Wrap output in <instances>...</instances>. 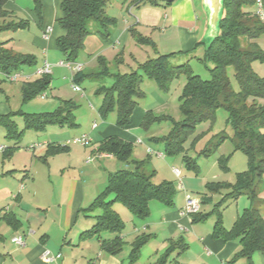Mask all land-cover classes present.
<instances>
[{
    "label": "crops",
    "instance_id": "1",
    "mask_svg": "<svg viewBox=\"0 0 264 264\" xmlns=\"http://www.w3.org/2000/svg\"><path fill=\"white\" fill-rule=\"evenodd\" d=\"M30 1L6 0L4 5L12 16L15 12L21 13L22 18L19 19L26 21L24 27L19 28L22 32L27 30L29 34L24 37V54L35 58L34 65L41 67L45 63L49 64L51 72L52 70L58 74L70 72V80L78 73L76 78H79L80 83L83 81L80 77H84V79L97 80L99 85L103 84L102 80L105 77L88 76L98 72L101 63H105L111 73H122L120 67L117 71H111L110 60H113L117 66L123 63L129 69H133L135 64L141 63L142 57L150 58L157 54L184 51L186 52L182 55L184 60L188 55L191 58L195 56L202 47L204 51L201 40L207 29V16L203 8V0H153L155 4H149L148 0H108L105 12L115 19L114 25L109 30L110 36L108 40H104L96 32L88 35L82 48L84 55L75 62L81 64V69L72 72L68 67L60 64L64 62V56L56 45V38L64 33L57 22L62 15L61 4L64 0H40L39 13ZM131 29L149 38L154 46L138 44L132 36ZM198 42L201 44L198 45ZM73 91L77 93L73 92V96L68 97L71 98L75 125L71 127L64 125L61 128L79 126L75 113L82 104L87 114L89 112L93 116L96 111L102 121L106 119L108 114L103 117L99 112L100 108L95 110L92 106L89 109L84 102L85 95L78 93L80 91L74 89ZM2 92L1 89L0 114H5L12 111V106L7 99L8 96ZM97 103L101 106L102 99L101 101L98 99ZM111 112H115V117L117 116L116 109ZM148 112L154 114L151 109L134 107L131 115L135 113L133 118L139 119L137 126L143 125ZM77 132L80 130L72 133L66 131L62 135L70 133L72 137ZM82 135H86L89 139L85 145L62 146L59 142H55L56 145L62 146V150L43 158V154H46V146L44 153L36 156L40 161L48 164L49 168L51 166L48 160H55L61 155L66 156L59 167V177L53 180L54 182L48 181V185H36L35 177L29 178L26 170L19 179H16L9 170L3 168L0 170V264H125L128 255H122L123 247L121 251L110 254L102 248L101 239L96 236L85 237L81 234L92 226L94 223L92 215L97 213L82 209L87 208L104 190L111 173L131 167L120 162L112 154L98 152L99 142L108 136H117L126 141L136 139L132 137L128 127H120L116 122L106 124L92 122L88 134ZM67 141L66 144H70ZM91 143H93L92 148L87 149L86 146ZM0 150L3 151V148ZM156 154L163 156L160 151ZM173 174L176 178H180L182 173L179 171V175L176 176L173 171ZM24 178L28 179L25 185ZM48 178L51 179L50 176ZM177 183L178 185L174 183L176 192L181 189L182 197L175 201L174 195L172 205H165L159 201L154 203L153 209L149 207V215L141 223L136 224L125 208L121 210L124 211L123 217L133 220V227L129 230L123 229L121 233L124 243L131 244L141 232L150 234V238H153L162 231L163 240L167 241L166 247L169 240L179 237L187 243V249L183 252L184 259L181 262L183 264H264V256L260 252H253L249 257H234L240 249L239 239L214 237L215 220L212 223L206 217L204 220L193 222L190 215H181L180 211L185 199L191 195V192L186 190V184L182 179ZM195 185L199 187L197 183ZM258 197L261 202L257 206L264 219V182L260 185ZM242 203L245 208L247 203L249 206L253 204L248 197L243 199ZM237 207L232 216L233 220L228 221L229 223L222 218V225L226 230L232 227L235 218L240 214ZM202 209L201 204L199 212H202ZM121 212L118 214L121 215ZM15 236H21L22 244L12 241ZM112 236L103 233L102 238ZM45 251L49 255L56 256L52 262L46 261L43 257Z\"/></svg>",
    "mask_w": 264,
    "mask_h": 264
},
{
    "label": "trees",
    "instance_id": "2",
    "mask_svg": "<svg viewBox=\"0 0 264 264\" xmlns=\"http://www.w3.org/2000/svg\"><path fill=\"white\" fill-rule=\"evenodd\" d=\"M33 1L34 9L39 13L41 2ZM107 1L64 0L62 2V15L57 22L64 33L56 38V45L64 56V61L76 62L85 38L92 33L96 32L104 40H108L109 30L114 25L115 19L105 12ZM148 1L149 4H155L153 0ZM5 2L6 0H0V16L11 13L4 7ZM253 4L254 0H223V15L219 23L218 36L207 49H204L203 59L212 63L209 79H202L199 75L192 73L189 60L178 65L171 64V60L186 54L184 51L157 54L139 63L137 70L126 73H111L107 65L101 63V69L98 72L88 75L97 78L110 75L114 78L109 87L100 84L96 93L103 96L100 114L106 117L109 112L116 109L115 122L120 127L129 124L130 116L137 104L136 97L143 96L140 90L143 78L155 80L162 89L167 90L168 83L172 79L182 73L186 74V81L178 96L179 110L184 117L182 124L180 123L182 128L178 129L180 124L174 127L176 137L180 136L181 139L182 134L187 132L184 127L191 129L197 121L212 118L215 109L219 107L228 111L227 120L233 130L231 137L233 148L247 155L249 169L236 173L234 183L207 182L205 187L208 192H214L217 188H229L221 201L228 198L237 199L238 196L245 194L253 203L242 210L229 230L223 227L220 215L215 218L214 237L239 239L240 249L234 257H249L253 252H260L264 256V219L257 206L261 202L258 197L260 185L264 182V76H258L251 68L254 60L264 62V51L258 47L256 40L264 33V25L253 15V11L247 8ZM90 22L95 23L97 27L95 31L88 28ZM25 23V20L19 19L17 22L0 25V29L23 28ZM131 32L138 44L154 46L149 38L135 33L133 29ZM3 43L0 42V70L4 75L14 73L22 64L35 63L32 55L12 53L2 47ZM228 66H232L234 70L238 90L233 88L227 76ZM76 75L73 81L78 84L79 78H76ZM49 84V75L26 82L22 87L23 98L26 100L40 95L49 87ZM14 115L22 117L24 129L35 131L43 130L48 123L69 127L75 125L70 100H66L54 111L41 113L10 111L0 114V125H3L9 134L18 132L16 121L12 119ZM149 119H159V117L148 112L143 125L148 124ZM20 134L22 133L16 135L21 136ZM167 139L168 152L180 149L181 140L173 142L171 138ZM219 142L221 139L217 141ZM59 150H62L61 145L48 143L43 158ZM97 151L112 154L120 162L131 166L111 173L104 190L87 208L82 209L97 213L92 215L94 219L92 226L81 234L85 237L96 236L101 239L104 250L115 254L121 251L124 245L121 233L125 225L119 214L112 208L113 204L122 203L134 217L144 219L149 215L151 200L172 205L176 188L172 181L153 183L151 178L155 171L147 169L145 160L132 158V145L126 140L117 136L105 137L99 142ZM11 152L10 147L3 149L5 157ZM183 160L188 168L197 172L198 167L194 160L187 155H183ZM207 214L197 211L190 216L193 222H197L204 220ZM103 233L113 236L102 238ZM149 238L150 234L145 233L134 238L131 242L129 264L134 263ZM168 244L157 264H183L176 257L170 259V255L174 252L177 255L183 253L187 249V243L179 237L169 240Z\"/></svg>",
    "mask_w": 264,
    "mask_h": 264
},
{
    "label": "rangeland",
    "instance_id": "3",
    "mask_svg": "<svg viewBox=\"0 0 264 264\" xmlns=\"http://www.w3.org/2000/svg\"><path fill=\"white\" fill-rule=\"evenodd\" d=\"M30 4H34V1L31 0ZM247 8L253 11L254 6H248ZM19 18H22V15L18 12H15L14 16H12V14L0 16V25L17 22ZM88 28L91 31L97 29L93 22L89 23ZM31 29H33V27ZM27 33V30L22 32L19 28H1L0 42H4L2 47L12 53L24 54V37L29 35ZM256 40L258 47L264 51V33ZM142 49L144 50L145 48ZM202 49L203 47L193 58L188 55V58L183 60L184 56H178L171 60V64L178 65L189 60L192 73L199 75L202 79H209L211 77L210 68L212 67V63L203 59L204 51H202ZM83 55L84 51L80 50V54L76 61H79ZM141 59V62H143L147 58L142 57ZM39 66L34 64L20 65L17 70L14 71V73L20 74V77L15 81L8 80L0 70V91L2 89V93L8 96L7 99L12 106V111H21L24 113L54 111L59 106H62L66 100L71 99L68 96H73V92L75 91H73L71 86L72 83L75 82L70 80V72L58 74L52 70L50 74H47L50 77L49 87L40 95L25 100L23 98L22 87L23 85L25 86L26 82L34 81L43 76L36 72ZM109 66L111 71H117L120 67L121 72L124 73L137 70L138 63L135 64L133 69H129L126 64L119 63L117 66L113 60H110ZM251 68L258 76H264V62L254 60L251 63ZM138 71L140 72V70ZM226 71L233 88L238 90V82L232 66H228ZM80 80L83 81L81 83L77 82L79 84L78 86L81 88V91L78 93H83L85 95L84 102L89 109L93 106L95 110H98L100 108V103H97V101L98 99L101 101L103 98L101 94L95 93L99 82L90 78L84 79V77H80ZM113 80L114 78L112 76H105L102 83L106 87H109L112 85ZM185 81L186 74L182 73L178 77L172 79L168 83V89L164 90L155 80L148 78L142 79L140 90L143 96L140 98L136 97V106L151 109L155 114L153 115L158 116L159 119H149L148 124L137 126L139 124V119L137 117L133 118L135 117V113H133L134 115H131L129 124L125 127H128V130L130 129L133 135L132 137L136 140H140L141 143L136 142V140H127L132 145V158L145 160L147 162V169L155 171L151 178L153 183L157 184L163 181H172L175 185H178L177 181L182 179L184 184H186V190L191 192V195L199 199L200 202L202 201V203H200V205H203L202 212L208 213V220L214 223L216 216L220 215L223 224L222 218H225L227 222L233 220L232 216L237 206L239 212H242L243 208H245L242 205V201L243 199H247V196L241 195L237 197V200L228 198L221 201L222 196L229 191V188H217L214 192H208L205 185L207 182L227 181L234 183L236 180V173L249 169L248 158L244 152L234 150L233 148V142L231 140L233 130L227 120L228 111L223 107L215 109L212 118L197 121L193 128L188 129L184 127L187 132L182 134V139L180 136L176 137L174 127L180 123L182 124L184 119L179 110L178 96L181 93ZM75 115L79 125L77 128H61L59 124L48 123L41 131L24 129L23 119L18 115L12 117V119L16 121V130L18 132L9 134L7 133V129L3 125H0V146L3 149L12 148V152L7 157H5L3 151L0 150V170L2 168L4 170H9L14 174L16 179L21 178L26 170L29 178L35 177L36 185H48V181L54 182L53 180H56L60 175L59 167H61V162L65 160L66 156L61 155L57 156L55 160H48L51 166V168H49L48 164L36 158L39 154L42 155L44 153V147H46L48 143L53 144L55 142H59L62 146L71 145L73 147H80L82 143L66 144V141L69 140V142H71L72 139L80 137L83 133L88 134L92 122H96L97 124L103 122L105 124L114 123L116 118L115 112H110L106 119L102 121L101 118L97 116L96 111L93 116H91L89 112L87 114L86 109H84V104L77 108ZM181 124L178 129L182 128ZM77 130H80V132H77L78 134L75 133V136L71 137L72 134L70 133ZM66 131H70V133L68 135H62ZM20 132L22 133L20 134L21 136H17L16 134ZM221 136L225 137L220 138ZM165 138H171V140H174L173 142L181 140L180 149L175 152H168L166 150L168 139L164 140ZM220 139L221 142L217 143ZM92 145L93 143L86 146L87 149L92 148ZM148 149L151 150V153L147 152ZM159 151L163 156H158L156 154ZM43 155L45 156V154ZM183 155H187L194 160L198 167L197 172L185 165ZM175 169L182 173L180 178L174 176L173 171ZM49 176L51 179L48 178ZM27 181L28 179L24 178V185ZM196 183L199 187H196ZM191 188L194 189L192 190ZM196 188L200 189L196 190ZM181 197L182 194L180 189L177 190L174 200L176 201V199ZM154 203L156 204L159 202L157 200H151L149 202L150 209H153ZM248 204L249 203H247L246 207L249 206ZM112 208L117 213L126 209L125 211H127L129 217L133 219L136 224L145 220L135 218L122 203L115 202ZM123 212L124 211H122L119 216H121L124 222V230H129L133 227V220L131 221L123 217ZM153 214H155V211ZM166 243L167 241L163 240L162 231H160L156 237L147 240L133 264H157L166 250ZM131 248V244L124 243L122 255H128L125 264L129 263ZM172 257H176L177 260L182 262L184 254L181 253L177 255L176 252H174L173 255H170V259Z\"/></svg>",
    "mask_w": 264,
    "mask_h": 264
},
{
    "label": "built area",
    "instance_id": "4",
    "mask_svg": "<svg viewBox=\"0 0 264 264\" xmlns=\"http://www.w3.org/2000/svg\"><path fill=\"white\" fill-rule=\"evenodd\" d=\"M253 6H254L253 15L261 22V24L264 25V1L263 0H254ZM60 64L68 67L72 72H78L81 69L80 63L64 61V62H61ZM36 72L39 74H42V75H47V74H50L51 67L49 64L45 63L43 66L39 67ZM5 76L7 77L8 80L15 81L18 77H20V74L19 73H12V74L5 75ZM71 80L73 81V79H71ZM71 87H72V89H74L76 91H81V88L76 83H72ZM137 141L140 142V140H137ZM88 142H89V139L86 135L76 137V138L72 139L71 142H69V140L67 141V143H82L84 145L87 144ZM34 146H32V147H34ZM0 148H2V147L0 146ZM148 151L150 152L149 149H148ZM174 173L176 174V176L179 175V171L177 169L174 170ZM200 203L201 202L196 197H194L192 195L188 196L185 199V204H184L183 208L181 209L180 214L181 215H190L192 213L199 211ZM12 241L17 243V244H22L21 236L13 237ZM58 256L59 255H57V257ZM43 257L45 258L46 261L52 262L56 256L49 255V253L47 251H45L43 254Z\"/></svg>",
    "mask_w": 264,
    "mask_h": 264
},
{
    "label": "water",
    "instance_id": "5",
    "mask_svg": "<svg viewBox=\"0 0 264 264\" xmlns=\"http://www.w3.org/2000/svg\"><path fill=\"white\" fill-rule=\"evenodd\" d=\"M202 4L207 16V29L201 43L204 49H207L219 33V23L223 15V0H203Z\"/></svg>",
    "mask_w": 264,
    "mask_h": 264
}]
</instances>
